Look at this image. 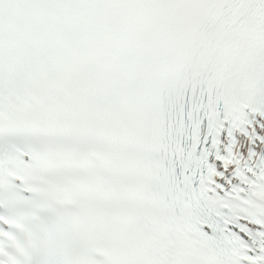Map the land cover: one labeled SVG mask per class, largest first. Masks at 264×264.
<instances>
[{
  "label": "snow or ice",
  "instance_id": "obj_1",
  "mask_svg": "<svg viewBox=\"0 0 264 264\" xmlns=\"http://www.w3.org/2000/svg\"><path fill=\"white\" fill-rule=\"evenodd\" d=\"M0 264H264V0H0Z\"/></svg>",
  "mask_w": 264,
  "mask_h": 264
}]
</instances>
